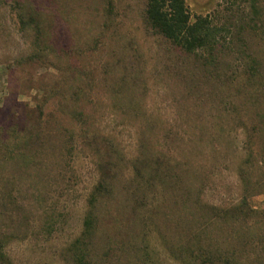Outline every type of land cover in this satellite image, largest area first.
<instances>
[{"label":"rangeland","instance_id":"obj_1","mask_svg":"<svg viewBox=\"0 0 264 264\" xmlns=\"http://www.w3.org/2000/svg\"><path fill=\"white\" fill-rule=\"evenodd\" d=\"M186 3L0 0V264H264V0Z\"/></svg>","mask_w":264,"mask_h":264},{"label":"trees","instance_id":"obj_2","mask_svg":"<svg viewBox=\"0 0 264 264\" xmlns=\"http://www.w3.org/2000/svg\"><path fill=\"white\" fill-rule=\"evenodd\" d=\"M148 16L154 29L189 52L214 46L211 19L208 16H193L186 0H149ZM137 172L141 174L140 169ZM93 199L96 201L97 195L94 194ZM91 225L92 219L88 218L87 229ZM78 242L81 240L78 239ZM83 260L86 261V258L83 257Z\"/></svg>","mask_w":264,"mask_h":264}]
</instances>
